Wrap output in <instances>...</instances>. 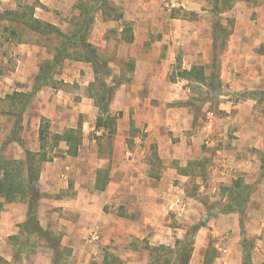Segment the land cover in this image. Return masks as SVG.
<instances>
[{
  "label": "rangeland",
  "instance_id": "obj_1",
  "mask_svg": "<svg viewBox=\"0 0 264 264\" xmlns=\"http://www.w3.org/2000/svg\"><path fill=\"white\" fill-rule=\"evenodd\" d=\"M61 1L0 0V13L13 10L22 13L28 11L26 6H33L35 17L44 15L48 20L39 19L48 23L52 21L51 24L62 32L69 33L72 22L78 19L77 7L94 5L99 0H63V4ZM138 1L148 2L154 9L139 15L140 20L135 28V22L127 19L124 8L125 3L134 6ZM127 13L134 16L131 11ZM92 16L88 40L108 62L111 75L105 83L116 84L111 111L117 120L115 133L108 136L103 128L91 129L92 124L88 126L84 122L86 120L84 113H80L81 108L87 111L88 118L92 119L93 115H97V108L89 97L90 93H95L89 90V84L93 81L92 69L85 62L69 58L48 77L47 85L35 93L41 91L39 99L36 101L33 97L22 112L21 117L28 118V125L24 128L21 122L14 127L15 117L19 115L25 97L9 99L5 96L13 92L27 94L36 86L38 69L42 63L52 58L58 41L52 37H39L19 24L0 19V83L3 82L0 88L5 89L3 97H0V147L12 132L14 141L23 144V135L29 145L31 137L34 138L36 134L31 122L37 119L38 130L40 126L48 127L45 150L52 149L57 145L51 140L54 130L67 129L55 124L56 122L65 121L67 126H76L78 122H82L81 156H75L69 163L67 182L70 186L82 182L87 172L90 174L94 167H100V172L98 169L96 172L99 181L103 183L111 169V149L119 147L116 128L122 129V115L129 112L130 123L125 139H120L121 146L136 152L139 154L137 156L148 163V175H170L171 194L182 197L186 202L181 216L176 217L173 213L167 216V224L171 229L165 236L169 240V246L175 245L176 238L188 237L195 226L205 222L194 236L189 264H264V136L261 137L262 150L243 145V156L251 167L249 170L239 171L238 167L234 169L219 166L224 157L220 154L221 151L235 154L236 145L232 143L236 144L234 140L237 137L232 135L230 126L227 127L226 113L218 109L221 100L234 98L229 96L220 99L219 95L222 85L228 83V75L237 79L240 77L237 69L230 70V56L233 52L231 44L239 43V50L248 55L247 66L256 71L253 79L261 88L251 94L258 99L257 116L261 118L264 132V0H106V7L98 3ZM147 21L150 22L149 26L146 25ZM136 29L140 36L149 37L151 42L165 40L166 43L160 47L159 57L153 60L147 56L140 58V69L134 73L136 59L128 57L133 47H128L124 40L131 38ZM231 35H239L240 41L237 37L231 39ZM244 38L248 42L243 43ZM185 40L188 43H183ZM149 41L142 44L144 50L150 49ZM178 42L180 47L175 45ZM236 60L245 59L234 58ZM193 65L203 66L207 83L184 79L180 75V71L190 69ZM14 73L22 80L17 84L18 91L12 90L13 84L6 81ZM169 82L179 83V88L185 91L188 98L177 103L167 101L166 98L158 99L159 90L169 91V86H172ZM217 83H220V88ZM121 85H124L123 93L118 90ZM152 85L155 86V91L159 90L150 102L147 99ZM214 92L219 94L214 95ZM135 99L140 105L138 112L144 116L153 114L160 117L166 109L174 106L186 108L193 116L191 130L174 134L169 127L161 124L148 137V133L144 131L148 123L142 121L137 124L132 119L135 116ZM181 133L185 139L174 151L178 159H172L166 139L171 137L178 142L177 134ZM160 148L164 153L163 158L158 155ZM2 151L0 149V156L4 157ZM22 155L24 158V151ZM37 186V194L43 197L41 185ZM45 231L48 232L47 235L33 236L27 245L21 242V233L17 234L19 240L5 237L2 244L6 242L14 245L15 264H48V258H51L52 263L72 264L69 249L60 245L63 235L57 223L53 221ZM148 242L144 239L142 243H134L138 252L131 256H126L127 244L119 245L120 253H111L120 254L130 264H141L148 258ZM48 246L53 248L51 254L46 250ZM198 248H201L200 251ZM104 251L92 264H102ZM168 256L174 257L172 254ZM0 259L1 264H10L1 257Z\"/></svg>",
  "mask_w": 264,
  "mask_h": 264
},
{
  "label": "crops",
  "instance_id": "obj_2",
  "mask_svg": "<svg viewBox=\"0 0 264 264\" xmlns=\"http://www.w3.org/2000/svg\"><path fill=\"white\" fill-rule=\"evenodd\" d=\"M61 4H63V0ZM153 9L154 7L148 2L143 3L138 1L134 6L125 3L124 14L127 16V19H132L131 21L135 22V28H137V21L140 20L139 15H144V12H151ZM130 11L135 16L134 19V16H130L129 13H127ZM37 17L48 20L46 16L41 14ZM51 23L53 22L51 21ZM146 25L149 26L150 22L147 21ZM238 36L231 35V39L237 37L240 41ZM146 37L147 36H140L136 29L131 38L124 40L128 47H133V51L128 57L136 59L134 73L139 68L140 58L147 56L153 60L159 57L161 53L160 47L166 43L165 40H155L151 42L149 41L150 38ZM147 41L150 42L149 44L151 46L149 50H144L145 48L142 44L148 43ZM242 42H248V39L244 38ZM173 43L175 42L173 41ZM183 43L188 42L185 40ZM238 44L239 43L231 44V46H233V52L231 53L232 56H230L232 57L230 70L237 69L240 73V77L237 79L231 77V74L230 76L228 75V83L222 85V90L219 95L220 99L229 96H234V98L226 101L221 100L218 109L226 113L227 127L230 126L232 135L237 137L234 140L236 144L232 143V145H236L235 154L226 150L221 151L220 154H223L226 160L221 156L222 161L219 162V166L234 169L238 167L240 171L246 170L247 168L249 170L251 168L247 165V161L243 156V145L254 146L262 150L261 147L263 144L261 143V137L263 138L264 132L262 131L263 125L260 123L261 118L257 116L258 112L256 107L258 99L255 95L251 94L252 91L261 89L259 84L255 83L256 80L253 79L256 71H252V67L247 66L248 63L246 59L248 55H246V52L243 54L242 51L239 50ZM175 45L180 47L179 42ZM241 45L243 46L244 44ZM167 54H169V52ZM238 57H243L245 60L234 61V58L236 59ZM148 66H151V64ZM20 79L21 78L17 77V74L14 73L12 77L6 81L10 85L13 84L12 90L18 91L19 88L17 84L21 83L19 81H22ZM151 82H153V80ZM0 84L3 85V82ZM169 85L172 86H169V91L167 92L166 90L160 91L159 89V92L158 90L155 91V86H150L152 87V91L147 101L151 102V99L155 97L154 94L157 92L158 99L162 100V98H166L167 101L175 103H177V101H182L184 98H188L185 91L179 88V83L173 82ZM136 88L138 89L139 87L136 86ZM123 89L124 85H121L118 90L120 93H123L125 91ZM224 91L226 93H224ZM4 93L5 89L0 88V97H3ZM40 93L41 91L34 95L36 101L39 99ZM166 94L168 96H166ZM134 101H136L134 102L135 116L132 119H134L137 124H141L142 121L148 123V126L144 129V131L148 133V137L152 136L155 127L157 126L158 129V125L161 124L169 127V130L174 131V134L191 130L192 128L193 116L186 108L174 106L170 109H166V111L163 112V116L157 117L153 114L144 116V114L141 115L138 112L140 108L138 101L136 99ZM112 105L113 103L111 100L109 104L110 112L112 111ZM122 105H124V103ZM79 106L82 105L80 104ZM80 113H84V118L86 120L84 122H87L88 126L92 124V127L90 126L91 129L96 128L95 121L97 115H93L92 119L88 118L86 115L87 111L85 109L82 110V108L80 109ZM21 122L25 128L29 120L27 117H22L20 123ZM121 123L124 124L122 129H119V127L116 128V142H118L119 147L114 146L111 149V169L110 171L108 170L107 180L103 188L99 187L102 183L99 181L98 173L96 172L97 169V171L100 172V167H94L90 174L87 172L84 176V181L74 183L72 186L68 184L69 163L73 161L75 156L67 155V146L65 142L59 141L52 149L45 150L47 155L51 156V160L42 162L40 167L37 184L41 185V191L44 193V196L42 195L43 197H41V195H37L36 216L39 226L43 230H46L48 225H51L53 221L57 223L63 235L60 245L69 249L71 253L69 259L72 261V264H92L93 260L99 259L98 256L104 250L120 253V249L118 248L119 245L122 244H127L128 246V253L126 256L134 255V253L138 252L134 243H142L144 239L149 241V247H156L159 245L168 247L174 246H169V240L165 236L167 231L171 229L167 224V216L169 213L172 214L168 210V202L171 198L170 195H172L170 175L168 177V174L148 175L146 173V170L150 169L148 163L141 159L140 156H137L139 154L136 152H132L126 147L121 146V140L125 139V133L130 123L129 112H124ZM55 124L66 127L67 129L76 128L78 125L77 123L76 126H67L65 121H58ZM31 127H34L36 134L34 138L31 137L29 145L26 143V138H24L23 135L21 138L24 141L21 145L13 140L2 149L5 141L3 142L0 149L3 150L2 152L6 160L23 159V149H27L33 153H41L40 142L38 143L39 139L37 140L39 120L36 119L34 122H31ZM64 131L65 129L63 130V128L54 130L53 134H61ZM177 135L178 142L177 140H172L171 137L166 139V144H168L171 149L172 159H178L174 151L178 148L176 146H181L185 139L182 133ZM81 151L82 147L79 146L76 156L80 157ZM237 151H242V153L239 154ZM158 155L160 158H163L164 153L161 148L158 149ZM234 156H236V158ZM237 156L242 158H237ZM137 157L139 158L137 159ZM254 159L257 160L256 157ZM0 201L3 202L0 208L1 245L5 237L9 240H13V236L21 233V225L24 224L27 218L28 199L27 197H18L15 201L6 203L0 197ZM177 239L179 238H176V240ZM0 247V257L7 263L15 264L14 251L16 249L14 245L4 242ZM195 248L196 246L194 245V251ZM113 249H115V251H113ZM200 249L201 248H198V251H200ZM46 250L49 251V254L53 252L49 247H47ZM115 256L123 260L120 254H115ZM149 260L150 256L148 251L147 261L141 264H148ZM124 262L130 264L128 261ZM48 264L59 263H52L51 258H48Z\"/></svg>",
  "mask_w": 264,
  "mask_h": 264
},
{
  "label": "trees",
  "instance_id": "obj_3",
  "mask_svg": "<svg viewBox=\"0 0 264 264\" xmlns=\"http://www.w3.org/2000/svg\"><path fill=\"white\" fill-rule=\"evenodd\" d=\"M100 3L102 7H106V0H99L94 5L86 4L80 5L78 8V19L72 22V29L69 33L62 32L54 24L40 20L34 16V7L26 6L28 11L19 13L15 10L6 13H0V19H7L15 24L21 25L23 29L39 37H52L58 41L54 54L51 59L42 63L35 76L36 86L27 93L13 92L6 95V98L14 99L17 96L25 97V101L21 104L19 115H16L14 127L19 126L21 121V114L26 106L31 102L35 93L44 85H47L48 77L55 72L67 58L85 62L90 65L93 74V81L89 84V90L95 91L90 93L89 97L93 99L94 105L97 108V116L95 121L96 128H103L106 130L108 136L115 133L116 116L111 114L109 104L112 100L113 93L116 89V84L108 85L105 83L106 79L110 77V70L108 62L101 56L97 48L88 40L89 31L93 21V13L96 10V5ZM125 27V26H124ZM216 33V32H215ZM215 39L213 44L215 45ZM70 49H73L71 52ZM180 75L184 79L193 80L199 83H207L203 66L193 65L190 69H183ZM220 88V83H217ZM97 88V89H96ZM211 88V85H210ZM219 92L214 95H218ZM47 125L41 127L38 132V139L40 142V152L33 153L24 149V158L19 160H6L0 156V197L4 202L15 201L18 197H27L28 208L27 218L21 228V242L27 245L29 239L33 236L47 235L48 232L43 230L37 220V182L40 173L42 162L51 160V156L47 155L45 147L47 146ZM13 136V132L11 133ZM4 142L5 147L7 143L13 141L12 136ZM82 128L81 123L78 122L76 128H69L61 134H53L51 140L55 143L59 141L65 142L67 146V155L76 156L78 148L81 143ZM1 149V150H2ZM38 155V156H37ZM99 183V181L97 180ZM106 181L99 187L103 188ZM97 185V184H96ZM3 202L0 201V208ZM205 222L198 224L193 230L189 232L188 237L184 239H177L174 247L159 245L156 247L147 246L150 260L148 264H189L191 254L193 252L194 236L200 227H203ZM19 235L13 236L12 239L19 240ZM53 249L52 246H48ZM174 255V257L168 255ZM172 258L174 260L172 261ZM1 264V259H0ZM102 264H126L123 260L115 256L109 251H105L102 259Z\"/></svg>",
  "mask_w": 264,
  "mask_h": 264
},
{
  "label": "built area",
  "instance_id": "obj_4",
  "mask_svg": "<svg viewBox=\"0 0 264 264\" xmlns=\"http://www.w3.org/2000/svg\"><path fill=\"white\" fill-rule=\"evenodd\" d=\"M170 196L171 198L168 202V210L169 212L175 214L176 217H179L182 215V212L186 207V202L180 196H175V195H170Z\"/></svg>",
  "mask_w": 264,
  "mask_h": 264
}]
</instances>
